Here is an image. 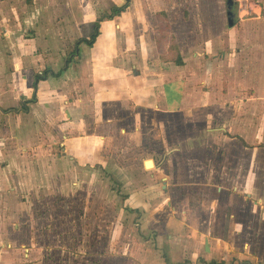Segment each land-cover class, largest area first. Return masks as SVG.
Instances as JSON below:
<instances>
[{
	"label": "crops",
	"instance_id": "1",
	"mask_svg": "<svg viewBox=\"0 0 264 264\" xmlns=\"http://www.w3.org/2000/svg\"><path fill=\"white\" fill-rule=\"evenodd\" d=\"M132 1L122 15L130 13ZM79 3L75 7L72 0H0V264H59V252L75 253L82 261L96 245L90 234L103 214L108 230L121 233L127 214L159 224L154 231L163 229L159 219L164 216V228L175 218L182 225L186 212L192 219L188 229L168 236L166 254L173 263L264 264V176L258 172L264 165L258 161L264 152V97L241 99L240 105L239 100L200 96L187 104L175 85L189 87L186 68H93L95 60L82 53L84 45L81 60L66 68V46L88 39L74 18L84 9V0ZM100 20L103 26L106 17ZM258 34L257 40L263 41L264 32ZM101 37L102 32L99 41ZM242 39L247 46V36ZM144 43L150 48V39ZM250 49L242 56L251 58ZM218 69L211 72L214 81L229 80ZM49 70L60 77L44 80ZM179 70L181 76L168 75ZM249 72L239 69L237 77ZM246 80H241L244 87ZM255 80L264 89V80ZM234 101L239 111L232 121ZM251 103L263 112V128L254 121L261 132L252 137ZM12 109H19L18 115L5 113ZM171 117L177 121L171 122ZM248 141L259 150L250 148ZM171 145L176 154L159 163L160 152ZM235 149L249 155L247 166L246 161L240 166L248 171L219 176L216 152ZM201 152L210 156L207 164L199 158ZM235 159L227 169L238 168L239 157ZM175 160L176 171L170 166ZM149 161L153 167L147 169ZM173 183L192 187L185 188L181 198L162 202ZM186 192H203L201 210L209 203V214L201 213L196 221L194 213L201 210H189ZM43 249L55 251L40 254ZM208 255L210 263L205 261Z\"/></svg>",
	"mask_w": 264,
	"mask_h": 264
},
{
	"label": "rangeland",
	"instance_id": "2",
	"mask_svg": "<svg viewBox=\"0 0 264 264\" xmlns=\"http://www.w3.org/2000/svg\"><path fill=\"white\" fill-rule=\"evenodd\" d=\"M76 2L72 0L75 7L81 6L79 0H76ZM126 4V0H84V9L77 13L79 17L74 16L83 37L89 39L95 28L97 30L98 17L104 20V15L110 14L112 8ZM238 5L239 25L230 29L226 15V0H133L129 14L113 20H109V18L104 20L103 26H100V32H102L100 41L98 40L99 42L96 43V47L93 49H89L85 44H82V46L84 45L82 48H85L82 53L88 52L95 60L93 68H147V66L149 68H186L184 76L189 87L184 88L183 82L175 83V85H177V92L180 93L179 98L181 97L183 100L186 98L187 104L200 96L217 98V100L223 98L239 100V104L241 99L250 100L251 102L253 98L264 97V89L261 88L263 84L255 80L261 79L262 82L264 80V40H257L258 33L264 32V0H239ZM243 36H247L249 39L247 46L244 44ZM145 38L146 40L150 39V48L145 45ZM69 47V45L66 46V49H68L66 59L74 49V46L70 49ZM143 48L145 49L143 50ZM248 48H251V58L242 56L243 51ZM60 55H63L62 51H60ZM79 60L81 59L73 58L72 63L75 64ZM182 60L185 62V66L178 67L176 61L177 63H183ZM218 68L228 74L229 80L225 79L219 82L222 80L221 78L218 82L214 81L215 77L213 79L211 72L213 69ZM228 68H231L229 73ZM243 68H250L249 76L237 77L239 69ZM189 70L191 71L190 74L188 73ZM181 73V70L178 73L170 71L168 75L172 79V77H177L178 74L181 76ZM110 74L117 75L113 71ZM10 76L9 73L8 83L12 84L13 80ZM241 80H246V87L241 85ZM201 89L204 93H201ZM169 94L176 97L174 92L169 91ZM234 102L235 108L232 113V121L235 120L239 111V104L236 105L237 101ZM31 104H26V107L28 108ZM249 107L250 125L255 128V121V123H258L257 126L263 128L261 126L263 125V112L256 111L252 103ZM187 110H191V108H187ZM5 113L7 115H18L19 109L8 110ZM197 113L199 115L201 112ZM170 121L176 122L177 120L175 117H171ZM221 126L224 125L221 123ZM260 132L258 128H255L250 132V136H256ZM248 144L250 148L257 149L254 141H248ZM175 148L171 145L165 151H161L157 161L163 163L169 156L175 155L177 152L174 150ZM252 149L249 151L251 161L255 159V156L251 154ZM260 152L261 156H259L258 161H264V152ZM216 155L214 162L219 176L230 173V177L232 174H234L233 177H236L239 172L244 171L245 175L248 171L247 168H240L245 161L247 166L248 154L235 149L229 153L216 152ZM237 157H239L238 161L240 162L238 168L227 169L228 164L237 162L235 159ZM199 158L207 164L210 156L207 157L204 152H201ZM177 162L178 160H175L170 164L175 171ZM209 167L210 165L205 168L206 171H203L204 176L209 171ZM162 169H164V166L159 168L160 171ZM258 172L264 176V165L258 166ZM182 173L183 171H180L178 174L182 175ZM171 176L177 177V174L173 172ZM165 184H167V180ZM169 187L171 193L167 189L166 192L169 194L166 193V197H163L162 202L165 198L168 201L171 196L181 198L183 190L192 186L173 183ZM115 189L113 188V190ZM199 193L201 194L185 193V200H189L188 208L191 212L201 210L203 206L204 196L202 194L204 193ZM174 201L178 202L176 199ZM198 201L200 202L198 203ZM178 203L183 204V200L181 199ZM204 205L206 209L194 213L197 216L196 221L199 220L201 213L209 214V203ZM184 207L186 208L185 205ZM185 214L182 215V225H177L176 220L178 219L175 218L174 221L169 220L167 222L169 224L168 228H164L167 221L165 220L166 216L160 218L159 222L163 229L160 230L158 227V230L154 231L153 227L159 226V224L154 222L148 224L142 219V216L127 214V217L121 221V233L108 230V227L105 226L107 218L103 214L101 217L104 220L100 222L96 230L93 228L90 234L92 242L96 245L90 247L87 256L82 261H78L75 253L62 254V252H59L58 257L62 261L59 264H169L168 259L171 264H175L172 262L175 259L171 256L168 257L166 254L167 249L170 250L168 236L173 232L185 233L192 220L189 212ZM171 217L170 215L168 218ZM145 225H150V227H145ZM176 225L177 227H175ZM109 226L112 228L111 230L116 231L117 226L112 227L111 223H109ZM77 235L80 238V235ZM49 251L53 253L55 250L43 249L40 254H46ZM63 251L67 250L64 248ZM211 260L209 255L205 258L207 263H210ZM184 262L185 260L182 261V264Z\"/></svg>",
	"mask_w": 264,
	"mask_h": 264
},
{
	"label": "trees",
	"instance_id": "3",
	"mask_svg": "<svg viewBox=\"0 0 264 264\" xmlns=\"http://www.w3.org/2000/svg\"><path fill=\"white\" fill-rule=\"evenodd\" d=\"M130 1L131 0H127V4L126 5H124L123 7H120V8H114V9H112L110 15H104V16L106 17V19L109 18V20H112V19H114L116 17L121 16L123 13L128 12ZM101 22H102V20H100L97 23V30L95 31L94 35L90 39H87V40H79L75 44L74 49H73V53L66 60V65H65L66 68H69L70 67V65L73 62V58H76V57L79 58V59L82 58V54H81V45L82 44H85L88 48H94V46L97 43L98 38L101 35V32H100V26H102ZM178 66L179 67H182L183 66V63L182 62H179L178 63ZM49 75H51L54 78L60 77V74H55L53 71L49 70V71H46L43 74V79L44 80L47 79Z\"/></svg>",
	"mask_w": 264,
	"mask_h": 264
},
{
	"label": "water",
	"instance_id": "4",
	"mask_svg": "<svg viewBox=\"0 0 264 264\" xmlns=\"http://www.w3.org/2000/svg\"><path fill=\"white\" fill-rule=\"evenodd\" d=\"M239 0H226V13H227V21L230 29L234 28L239 21L238 11H239ZM147 169L153 167V162L149 161L146 164Z\"/></svg>",
	"mask_w": 264,
	"mask_h": 264
}]
</instances>
